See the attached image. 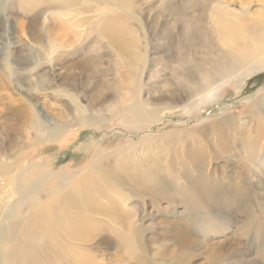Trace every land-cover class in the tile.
<instances>
[{
    "label": "rangeland",
    "instance_id": "obj_1",
    "mask_svg": "<svg viewBox=\"0 0 264 264\" xmlns=\"http://www.w3.org/2000/svg\"><path fill=\"white\" fill-rule=\"evenodd\" d=\"M60 2L0 0V214L95 179L74 264H264V52L242 60L215 21L264 29V0H82L75 28Z\"/></svg>",
    "mask_w": 264,
    "mask_h": 264
},
{
    "label": "bare ground",
    "instance_id": "obj_2",
    "mask_svg": "<svg viewBox=\"0 0 264 264\" xmlns=\"http://www.w3.org/2000/svg\"><path fill=\"white\" fill-rule=\"evenodd\" d=\"M61 1L62 2H60L59 6L61 8L65 7L66 9L58 12V16L64 17L63 20L67 21L69 25L74 26V28L76 26L78 27L82 25L80 21L78 23H76L75 21L79 12L68 8L71 5L80 3V1L82 0ZM61 3L63 4V6ZM215 21L219 26L218 31L220 32L221 39L223 41H229L233 43L232 51L237 53L242 60L252 59L256 56H260L261 53L264 52V29L247 31L242 29L240 26H235L230 23H224V19H222L221 17H215ZM31 34H34V32L31 31ZM231 65H234V63H231ZM257 105L258 103L253 104L249 108V110L256 109ZM77 109L80 110L78 106ZM34 118L36 120L38 119L37 116H34ZM62 120L63 118L59 119V121ZM31 124H33V129L39 130L36 122H32ZM257 130L258 129H256V131L254 132L252 138L246 141L248 143H251V146H253L252 149H254V147H260L259 142L261 139V134ZM247 147L249 146H246V149ZM255 150L257 149H254L253 153L249 150V161H251L252 159L254 160V158L252 157H256L257 151ZM245 152L247 153V151ZM193 159H196V163H199V156L194 157ZM195 168L196 171L200 174L204 173V175H207L204 172V170H206V166L203 164V161L201 162V164L195 165ZM3 169H5V167H3ZM210 182L213 184V187L216 190L217 182L214 181L213 177L212 179H210ZM117 183L120 185L119 180L117 181ZM31 184V187L34 186V183ZM161 184L164 185V183ZM21 187L24 190H29V185L27 186L25 184ZM3 190V192H1L3 196H0L1 200H3L2 197L4 198L5 196L6 198L12 197V191H7L6 188ZM16 190V192L18 193V188H16ZM55 192L57 193V191L54 189L53 193L56 194ZM105 193L106 188L104 189V184L98 183L95 179L87 180L85 183H81V181H78V183H75L72 186L71 193L69 192V194L67 193L68 195L66 194L63 197H60V200L52 198L51 201H47V203H43L41 204V206L36 207L39 216L35 220L32 218L26 220L22 214L15 215V217H12L11 214L7 213L4 215L0 214V218H2L0 219V233H5L7 235L3 238H5L4 241L9 246L8 251H3L0 253V264H40L39 262L36 263L27 254L26 251L31 249L29 239L32 235H36L35 238H38V241L42 242V245L38 246L40 247V250H42L41 253L43 257L48 256L49 258H53V261L55 263L58 262L60 264H74L73 261L75 259H85V255L75 252L74 248L78 244L88 245V243L91 241V235L90 232H88L89 221L86 219V216H88L91 210H96L95 208L97 195H103ZM21 196L22 195H19V198L16 201H20ZM7 202L8 201H6L5 203ZM22 209H24V206ZM67 213H70V216L74 218L67 217L65 222L64 217H66ZM11 218L14 219L10 220ZM120 219L123 218L120 216ZM129 225L130 224H128L127 227H129ZM65 254H68V258L65 257ZM42 264L51 263L42 262Z\"/></svg>",
    "mask_w": 264,
    "mask_h": 264
}]
</instances>
